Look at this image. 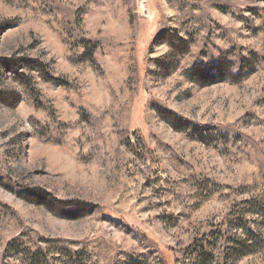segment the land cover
<instances>
[{"label":"rangeland","instance_id":"1","mask_svg":"<svg viewBox=\"0 0 264 264\" xmlns=\"http://www.w3.org/2000/svg\"><path fill=\"white\" fill-rule=\"evenodd\" d=\"M0 264H264V0H0Z\"/></svg>","mask_w":264,"mask_h":264}]
</instances>
